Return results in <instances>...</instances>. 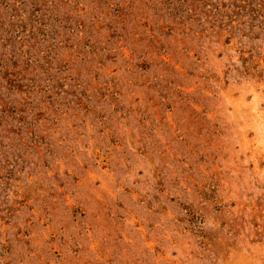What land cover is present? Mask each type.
Here are the masks:
<instances>
[{"label": "rangeland", "instance_id": "rangeland-1", "mask_svg": "<svg viewBox=\"0 0 264 264\" xmlns=\"http://www.w3.org/2000/svg\"><path fill=\"white\" fill-rule=\"evenodd\" d=\"M0 264H264V0H0Z\"/></svg>", "mask_w": 264, "mask_h": 264}, {"label": "bare ground", "instance_id": "bare-ground-1", "mask_svg": "<svg viewBox=\"0 0 264 264\" xmlns=\"http://www.w3.org/2000/svg\"><path fill=\"white\" fill-rule=\"evenodd\" d=\"M263 115V114H262ZM260 116V115H259Z\"/></svg>", "mask_w": 264, "mask_h": 264}]
</instances>
